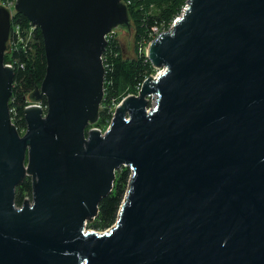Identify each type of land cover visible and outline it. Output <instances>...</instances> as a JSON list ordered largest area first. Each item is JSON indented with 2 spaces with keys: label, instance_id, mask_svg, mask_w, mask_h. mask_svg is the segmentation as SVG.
Returning <instances> with one entry per match:
<instances>
[{
  "label": "water",
  "instance_id": "water-1",
  "mask_svg": "<svg viewBox=\"0 0 264 264\" xmlns=\"http://www.w3.org/2000/svg\"><path fill=\"white\" fill-rule=\"evenodd\" d=\"M40 27L47 67L39 106L9 123L0 6V264H264V0H188L147 47L157 81L86 132L103 91L105 34L129 26L119 0H15ZM157 95L146 112L147 95ZM128 114V119L126 115ZM32 175V204H14ZM130 166L114 226L86 231L116 170Z\"/></svg>",
  "mask_w": 264,
  "mask_h": 264
},
{
  "label": "trees",
  "instance_id": "trees-1",
  "mask_svg": "<svg viewBox=\"0 0 264 264\" xmlns=\"http://www.w3.org/2000/svg\"><path fill=\"white\" fill-rule=\"evenodd\" d=\"M121 1L126 6L128 22L132 21L135 25V38H140L141 44L152 38L149 36V32L153 25H160L161 28L167 29L186 2V0ZM1 2L5 3L7 0ZM149 6H153L154 10L149 9ZM130 22L128 27H130ZM15 23L21 25L24 32L31 24L27 16L20 12H14L11 17L10 26ZM111 46L113 53H117V55L111 57L112 67L107 75L105 102L119 101L126 94L133 92L137 83L153 70L144 53L136 56V58H127L122 55L116 42L112 41ZM7 60L15 62L10 96L12 102L9 100V105L15 107L19 123L25 127L23 107L27 96L33 92L34 85L37 89L40 88L47 67L44 39L39 26L35 25L32 37L26 43V46L19 44L17 48L12 50L11 55H4V61ZM19 64H22L23 67H19ZM41 101L46 103L44 96ZM104 115L105 110H102L101 118ZM130 173V168L127 166H122L116 170L111 191L99 201L93 228L106 229L116 221L130 179ZM32 189L31 179L25 177L15 187L14 204L17 206L22 205L26 196L31 197Z\"/></svg>",
  "mask_w": 264,
  "mask_h": 264
},
{
  "label": "built area",
  "instance_id": "built-area-1",
  "mask_svg": "<svg viewBox=\"0 0 264 264\" xmlns=\"http://www.w3.org/2000/svg\"><path fill=\"white\" fill-rule=\"evenodd\" d=\"M187 1L188 0H186L184 5L182 6L180 12L172 20L171 26L181 16L184 15V12H185V10L187 8ZM7 5H8V8L11 9V6L13 5V2H8ZM13 14H14V12H11L10 17H12ZM171 26L168 27L166 30H163L162 32L168 31L171 28ZM117 27L111 28V30L108 33L105 34L104 38H105L106 44H105V47H104V49H103V51H102V53L100 55V59H101L102 67H103V83H102L103 96H102L101 103L99 104V107H98L97 120L100 119L99 112H101V109L105 110V112L109 116H108V119L105 121V123L102 124L101 126L94 125L93 123H89L87 125V130H86L87 133L90 130H97L101 136H104L107 133V131L110 129V126L112 124V119L114 118V115H115V112H116V108L120 105L121 101L127 96L139 97L142 84L149 76L152 78V80L154 79V81H157L159 76L162 75L163 73H165V71H166V67H164V66L156 67V66H153L151 64L149 58L147 57V49H146L144 55H145V58L150 62V65L152 66L153 70L149 74H147L140 82L137 83V85L135 87V90L133 92H130V93L126 94L119 101L111 100V102H105V92H106V86L105 85H106V83L108 81L107 80V75H108V73H110L111 67H112L111 57L113 55L114 56L117 55V53H113V48L111 46L112 34L114 33V30ZM34 28H35V25L30 24L29 28H26V30L24 32V30L21 27V25H19L17 23L12 24L10 26L9 37H8V45L6 46L4 55L5 54L11 55L12 50L17 48L19 44H24L26 46V43L32 37V31H33ZM149 33H150V37H152V38L149 40L148 45L159 33H161V31H159V29H158V27L156 25H153L151 27V30H150ZM3 65L4 66H10V68L13 70L14 67H15V62L11 61V60H7V61H3ZM18 66L19 67H23L22 64H19ZM145 99L147 100L146 112L148 113L150 110H152L155 107L156 102H157V95H152V94L151 95H147L145 97ZM9 100H10V98H9ZM10 102H12V99L10 100ZM29 106H39L40 110L42 111V115L43 116L46 115L47 104L43 103L41 100L36 101V100L32 99L30 97V95L27 96L26 103H25L23 109L25 107H29ZM8 112H9V123H10V125H12L14 127V130L18 133L19 136H22L25 133L26 126L23 127V126L20 125L19 120L17 118L16 109H15L14 106L9 105V101H8ZM125 118L128 119V114L126 115ZM23 166H24V169H25V177H29L31 179V181L33 182L32 175L27 173V168H28L27 155H26L25 161L23 163ZM127 167L130 168V172L132 173V168L130 166H127ZM131 173H130V176H131ZM24 200H27L26 202L28 204H32V202H33L32 201V194H31V197L26 196L24 198ZM15 206L17 208H19L22 205H18V206L15 205ZM105 231H107V230H104L103 232H105Z\"/></svg>",
  "mask_w": 264,
  "mask_h": 264
},
{
  "label": "rangeland",
  "instance_id": "rangeland-1",
  "mask_svg": "<svg viewBox=\"0 0 264 264\" xmlns=\"http://www.w3.org/2000/svg\"><path fill=\"white\" fill-rule=\"evenodd\" d=\"M3 0H0V6H4L5 8L8 9V5H7V2H13L14 4V1L15 0H7V2H5L4 4L1 2ZM10 9V8H9ZM12 9V10H11ZM11 9H10V15H11V12H14V8H13V5L11 6ZM149 9H153V6H149ZM130 22V21H129ZM171 26V23L169 24V27ZM159 31H163V30H166L165 28H161L160 25L157 26ZM136 36V29H135V25L134 23H132V21L130 22V27H126V26H122V25H119L115 30H114V33L112 34V38H111V41H114L118 44L120 50H121V53L124 57H127V58H136V56H139V55H142V53L145 54V51L147 49V46H148V42L150 39H147L146 41H144V44H141L140 42V38L139 39H136L135 38ZM149 36H150V33H149ZM8 45V40L6 42V46ZM136 50H137V54H136ZM103 109H101L102 111ZM99 115H100V118H101V112H99ZM108 114L105 112V115L104 117H102L100 120H96V124L93 123L94 125H99L101 126L102 124L105 123V121L108 119ZM87 130V127L86 129ZM129 183V181H128ZM112 189V187H111ZM127 189H128V185H127V188H126V191L124 193V196H123V199L125 197V194L127 192ZM123 202V200H122ZM122 204V203H121ZM118 218V216H117ZM95 218L91 219V220H88L84 226L85 230L86 231H95L97 233H103L104 230H109L111 229L115 222L113 224H111L108 228L106 229H102V228H93V222ZM117 220V219H116Z\"/></svg>",
  "mask_w": 264,
  "mask_h": 264
},
{
  "label": "flooded vegetation",
  "instance_id": "flooded-vegetation-1",
  "mask_svg": "<svg viewBox=\"0 0 264 264\" xmlns=\"http://www.w3.org/2000/svg\"><path fill=\"white\" fill-rule=\"evenodd\" d=\"M119 2L121 3L122 1H121V0H119Z\"/></svg>",
  "mask_w": 264,
  "mask_h": 264
}]
</instances>
